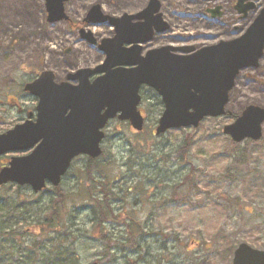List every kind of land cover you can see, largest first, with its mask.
Listing matches in <instances>:
<instances>
[{
	"label": "rangeland",
	"instance_id": "rangeland-1",
	"mask_svg": "<svg viewBox=\"0 0 264 264\" xmlns=\"http://www.w3.org/2000/svg\"><path fill=\"white\" fill-rule=\"evenodd\" d=\"M255 3L257 8L264 6V0H255ZM90 4L91 0H77L70 9L77 8L82 17ZM230 39L222 37L223 41ZM66 62L71 64L73 60ZM142 94L140 111L145 117V132L138 134L127 123L110 121L104 130L103 155L97 162L101 171L95 173V181L103 176L113 179L115 196L124 198L112 204L115 213L120 211L127 217L132 216L143 228L149 225L148 229L155 235L144 239L139 235L136 240L141 242L143 250L133 255L129 253L133 249L124 241L127 256L123 259L121 252L116 253L120 250L119 236L124 232L120 219L104 224L105 228L96 227L98 233L90 231L94 203L87 198L91 191L82 173L86 159L78 157L59 185L65 195L59 204L65 214L62 222L69 226L73 220L77 226L73 225V229L79 227L81 232L79 239L71 246L66 243L60 247L57 243L53 246L55 252L50 253L51 245L44 244L37 231H32L36 225L32 223L19 229L26 234L23 239L27 242V253L15 254L13 261L25 264L38 254L39 264H52L54 261L50 260L59 258L62 252L75 253L76 264H93L96 260H100L98 264H147V261L158 264L159 255L163 259L161 264H198L201 260L207 264H231L233 252L240 243L264 249V123L262 138L255 142L244 140L235 144L221 131L222 126L230 124L244 107H264V55L258 67L243 70L236 78L226 107L230 114L205 118L197 128L154 135L162 106L152 90L145 89ZM18 102L24 104L23 100ZM13 105L12 100H1L0 133L19 123L21 117ZM185 139L191 140V148L182 153L178 147ZM239 145L242 155L235 158L233 152ZM9 156L1 158L8 161ZM190 170V179L182 181ZM190 180L196 182V188H192ZM176 184L181 187L171 199L170 188ZM15 188L11 185L8 191L16 194ZM54 190L47 185L45 190L34 194L28 187H20L19 200L27 204L26 215L39 219L45 216L47 206L56 199ZM141 196L144 201L140 202ZM115 228L117 243L113 253L117 259L111 263L103 237ZM53 236L50 234V238L55 239ZM34 240L42 245L39 253L30 249ZM17 249L24 250L15 243L14 250ZM138 257L145 259L137 261Z\"/></svg>",
	"mask_w": 264,
	"mask_h": 264
},
{
	"label": "water",
	"instance_id": "water-1",
	"mask_svg": "<svg viewBox=\"0 0 264 264\" xmlns=\"http://www.w3.org/2000/svg\"><path fill=\"white\" fill-rule=\"evenodd\" d=\"M63 1L66 0L48 2L49 13L61 12ZM113 23L117 34L105 43L106 60L94 70L104 72L103 76L89 83L91 70L85 69L81 70L86 71L84 74L69 75V80H79L77 85L56 84L52 77L42 90L40 78L33 84L39 97L35 120L28 118L1 133L0 155L35 148L28 155L12 157L8 166L0 168V186L29 185L37 193L46 183L59 185L74 157L100 156L103 128L110 119L128 121L134 130L141 131L144 118L137 108L141 85L153 88L163 103L156 135L170 129L196 128L206 117L225 115L235 78L241 70L257 67L264 50V8L242 36L204 47L189 56L168 55L161 49L150 50L141 57L140 47L124 52L119 44L130 42L124 37L137 34L138 30L127 28L124 22ZM121 64L135 67L112 69ZM263 122L264 107L248 105L232 123L222 127V132L233 143L256 141L262 136ZM231 264H264V250L240 243Z\"/></svg>",
	"mask_w": 264,
	"mask_h": 264
},
{
	"label": "flooded vegetation",
	"instance_id": "flooded-vegetation-1",
	"mask_svg": "<svg viewBox=\"0 0 264 264\" xmlns=\"http://www.w3.org/2000/svg\"><path fill=\"white\" fill-rule=\"evenodd\" d=\"M48 2L51 0H0V104L1 100H12L13 109L21 117L19 122L35 119L39 97L33 84L39 78L42 90L49 77L60 83L70 72L100 68L107 57L105 43L117 34L113 16L119 17L115 22L138 30L124 37L131 42L119 44L124 52L140 47L143 57L150 50L162 49L169 55L183 54L184 49L189 56L208 43L223 41L224 36H242L264 7L257 8L255 0H91L81 17L77 8L70 9L77 0L63 1L62 11L52 14ZM125 14L134 17L123 18ZM147 37L145 42L132 41ZM69 59L73 63H65ZM129 67L121 64L113 69ZM102 75L93 72L87 80L93 82ZM78 82L76 79L73 83ZM145 89L140 88L141 97ZM21 100L23 105L18 102ZM7 163L0 159V166Z\"/></svg>",
	"mask_w": 264,
	"mask_h": 264
},
{
	"label": "trees",
	"instance_id": "trees-1",
	"mask_svg": "<svg viewBox=\"0 0 264 264\" xmlns=\"http://www.w3.org/2000/svg\"><path fill=\"white\" fill-rule=\"evenodd\" d=\"M158 104L161 105L160 102H158ZM145 130L146 126H144V130L142 132H145ZM150 134H152V132ZM189 148H191V140L185 139L184 142H182V144L178 147V150L184 153ZM236 149L237 150L233 152V156L235 158L236 156L242 155L240 151L242 148L240 147V145L237 146ZM99 158L91 159L89 157H85L86 165L84 166V170L82 172L84 179L85 177L88 179L86 180L88 182L86 186L89 188V192L91 191L87 198L90 202L94 203V207L92 210V216L94 217V219L89 222L90 231L92 229L94 233H98L97 229L105 228L103 226L104 224L111 223L114 220L120 219L121 225L124 228V232H122L123 234L119 236V239L121 240L120 250L116 251V253L121 252L123 259H126L127 249L124 241H126V243L130 245L129 247L133 249V252H131V250L129 252L133 255L134 253H139L143 250L141 242H137L136 238L140 235L141 239H144L145 236L155 235V232H153L152 229H148L149 225H144L145 228H143V225L140 226L139 222L132 216L127 217V215H124L120 211H117L115 213V209L113 208L112 204L118 202L119 199L122 200L124 198L115 196V193L113 192V179L107 176H103L101 179H97L95 181V173L101 171L98 168L97 164ZM190 172L191 170L187 172V174L183 177L182 181L190 179ZM91 181L94 184L93 186H91ZM191 182L192 188H196V182L194 180H190V183ZM9 187H11V185H5L0 187V264L23 263L22 261H13L12 256H15V254L16 256H19L23 253H27V242L23 239L26 234L20 232L19 229L23 226H28L32 223L36 224L32 227V231H37V233L40 235L39 238H42V240H44V244L51 245L50 253L55 252V248L53 246L57 245V243L60 247H62L66 243L67 245L71 246V244H75L77 242L81 233L79 231V227L78 229H76L77 233L66 232V230L71 231L74 227L76 228L77 226L75 225V222L73 220L69 226L64 225V222H62V219L64 218L65 214L60 209V205L62 204H59V202L64 200L65 195L64 192H62V189L59 188V186L54 190L56 199L50 203V206H47V214L41 219L37 217L35 218L31 214L27 216V204L19 200L20 198L18 191H20V187L15 186L16 194H13L12 192L8 191ZM180 187L181 184H176L175 186H172V188H170L171 199H174L176 197V192L179 190ZM95 190H98L96 194L94 193ZM142 199L143 196H141V199L139 201L141 202ZM101 230L103 231V229ZM116 231V228L115 230H110L109 232H106V236L103 237L106 244L105 252L106 255L110 257L109 260L111 263L116 262L117 259L116 254L113 253L117 243L115 238ZM26 233H28L27 230ZM44 234L46 235L45 238ZM50 234H54L53 237L55 239L50 238ZM15 243L22 247L24 250H14ZM39 248H42V245H40L39 242L34 240L31 244L30 249H33L32 251L35 253H39ZM187 252H190V250H187ZM230 254L228 253V255ZM37 255L38 254L31 256L28 259V262L25 264H39ZM140 259H145V257H138L136 260L140 261ZM50 261H54L52 264H76L77 255L75 253L71 254L61 252L59 258H55ZM162 261V255H159L158 264H161ZM99 262L100 260H96L93 264H98ZM155 262L157 263L156 260ZM148 263L150 262L147 261V264ZM198 264L207 263L206 261L201 260L198 262Z\"/></svg>",
	"mask_w": 264,
	"mask_h": 264
},
{
	"label": "bare ground",
	"instance_id": "bare-ground-1",
	"mask_svg": "<svg viewBox=\"0 0 264 264\" xmlns=\"http://www.w3.org/2000/svg\"><path fill=\"white\" fill-rule=\"evenodd\" d=\"M264 4V3H263Z\"/></svg>",
	"mask_w": 264,
	"mask_h": 264
}]
</instances>
